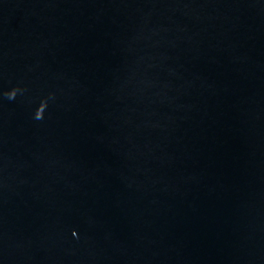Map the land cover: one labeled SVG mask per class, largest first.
<instances>
[{
	"label": "water",
	"instance_id": "obj_1",
	"mask_svg": "<svg viewBox=\"0 0 264 264\" xmlns=\"http://www.w3.org/2000/svg\"><path fill=\"white\" fill-rule=\"evenodd\" d=\"M0 264H264V0H0Z\"/></svg>",
	"mask_w": 264,
	"mask_h": 264
}]
</instances>
